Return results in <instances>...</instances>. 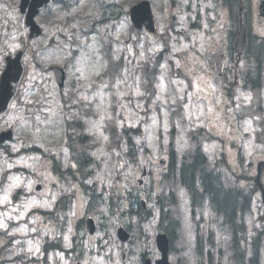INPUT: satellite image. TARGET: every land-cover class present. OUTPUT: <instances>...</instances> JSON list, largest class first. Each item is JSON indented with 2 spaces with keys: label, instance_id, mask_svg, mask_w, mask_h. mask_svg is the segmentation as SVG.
Here are the masks:
<instances>
[{
  "label": "rangeland",
  "instance_id": "rangeland-1",
  "mask_svg": "<svg viewBox=\"0 0 264 264\" xmlns=\"http://www.w3.org/2000/svg\"><path fill=\"white\" fill-rule=\"evenodd\" d=\"M18 1L0 0V74L5 57L22 48L19 39L27 45L25 72L0 114V131H13L0 145V264H154L155 236L167 226L160 227L161 208L177 222L172 264H234L252 238H264V66L255 88L249 81L257 69L244 55L240 87H223L214 97L194 66L226 40L221 29L236 32L240 14L264 38L258 0H147L155 34L135 31L129 21V9L142 0H51L36 18L42 36L30 41ZM53 67L65 73L63 88ZM196 150L225 188L252 195L236 247L208 200L191 206L176 176L163 177L168 166L160 159L169 161L173 151L180 166ZM79 157L87 160L82 186L71 175ZM143 167L148 175L138 187ZM83 188L102 194L98 209L87 212ZM129 194L146 201L145 212L128 214L129 201L118 196ZM61 198L66 203L56 209ZM84 214L97 220L95 236L78 226ZM120 223L131 234L123 263Z\"/></svg>",
  "mask_w": 264,
  "mask_h": 264
},
{
  "label": "trees",
  "instance_id": "trees-1",
  "mask_svg": "<svg viewBox=\"0 0 264 264\" xmlns=\"http://www.w3.org/2000/svg\"><path fill=\"white\" fill-rule=\"evenodd\" d=\"M249 41V52L261 63L264 61V42L260 44ZM259 69V68H258ZM170 168L174 167V159L171 157ZM206 158L198 151L189 161L184 159L178 169V178L182 186L193 197V202L199 196H207L216 211L221 214L232 226H236V214L242 215L250 208V193L236 189L224 187L218 174L205 169ZM171 225V224H170ZM241 223V234H244ZM261 234H258L251 241V251L249 257L243 252L237 256L236 264H261Z\"/></svg>",
  "mask_w": 264,
  "mask_h": 264
},
{
  "label": "water",
  "instance_id": "water-1",
  "mask_svg": "<svg viewBox=\"0 0 264 264\" xmlns=\"http://www.w3.org/2000/svg\"><path fill=\"white\" fill-rule=\"evenodd\" d=\"M36 1L38 5H41L42 3L46 2V0H36ZM40 2L42 3L39 4ZM24 6H25V3H23L22 5V11H23ZM35 14H36V11L32 9L31 11H29V13L27 14V18H26V24L30 28V35H29L30 38L37 37L41 33L39 27L33 21V16ZM130 16H131L132 22L135 25L140 26L139 25L140 23H144L145 27L149 31H153L152 15H151V11L149 8V4L147 2H141L140 4L132 7L130 10ZM245 40H246L245 29L243 26H241L239 30V34L237 36V40H236L237 47H239L241 51L245 44ZM24 51H25V48L22 51L17 52L14 58L6 60V68L0 77V111H3L6 108L9 99L12 97V84L15 83L19 79L20 74L22 72L21 66H20V59ZM55 72L57 75V79L60 82L61 79L63 78V72L59 69H55ZM6 139L7 140L11 139L10 132L3 133L0 135V142ZM89 231L92 232L90 228H89ZM127 237H128L127 234L122 235L121 233H119V238L121 239L122 242L127 240ZM158 245L162 253V259L158 261L157 264H168L167 262V239L165 236L158 237ZM145 264H150V263L149 261H146Z\"/></svg>",
  "mask_w": 264,
  "mask_h": 264
},
{
  "label": "flooded vegetation",
  "instance_id": "flooded-vegetation-1",
  "mask_svg": "<svg viewBox=\"0 0 264 264\" xmlns=\"http://www.w3.org/2000/svg\"><path fill=\"white\" fill-rule=\"evenodd\" d=\"M226 25V24H225ZM222 36H226L225 31L223 30L221 32ZM223 44V42H222ZM220 50V54L217 53V51L212 52L206 60H208V63L205 62L204 65L200 63L194 64L195 69L200 72H197L196 77H203L204 81L206 82L205 85L208 86V89L210 90V93L213 95L216 93V89L221 90V88L226 87L228 88L230 85L236 87L240 86V83H238V74H239V66L238 64L235 65V68L233 70L232 75L230 72H228V55L226 52L231 49L230 45L225 42L224 45L217 46L216 49ZM223 52V53H222ZM212 82H218V86L214 87L212 86ZM237 87V88H238ZM56 224V222H54ZM79 225H83V220L78 221ZM65 228V227H63Z\"/></svg>",
  "mask_w": 264,
  "mask_h": 264
},
{
  "label": "snow or ice",
  "instance_id": "snow-or-ice-1",
  "mask_svg": "<svg viewBox=\"0 0 264 264\" xmlns=\"http://www.w3.org/2000/svg\"><path fill=\"white\" fill-rule=\"evenodd\" d=\"M17 47H19V45H13V46H12L13 50H15ZM26 59H27V58H26ZM77 71H80V70L78 69ZM81 75H83L82 72H81ZM197 87H198V85H197ZM85 99H86V98H85ZM13 107H15V105H13ZM13 150H15V149H13ZM4 199L7 200V197H5Z\"/></svg>",
  "mask_w": 264,
  "mask_h": 264
}]
</instances>
